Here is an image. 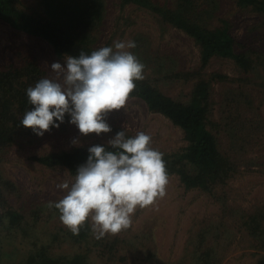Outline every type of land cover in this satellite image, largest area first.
Segmentation results:
<instances>
[{
	"label": "rangeland",
	"instance_id": "rangeland-1",
	"mask_svg": "<svg viewBox=\"0 0 264 264\" xmlns=\"http://www.w3.org/2000/svg\"><path fill=\"white\" fill-rule=\"evenodd\" d=\"M22 2L29 4L32 1ZM107 4L102 45L111 41L114 47V41H134L136 47L130 51L137 57L143 55V59H150L148 62L140 60L145 70L147 66L149 70L156 67L162 78V89L185 100L193 83L176 82L171 74L200 66V48L194 39L182 30L162 24L154 14L136 4L124 8L119 0H107ZM212 8L214 6H210ZM213 12L212 25H221L220 20L227 21L230 32L239 42L264 54L263 17L242 10L233 0H218ZM23 50L34 51L54 76L51 64L65 63L64 58L55 56L47 41L24 34L0 20V66ZM207 72L228 77L224 82L213 83L214 118L224 124L230 117L247 122L252 120L257 126L258 131L254 129L255 146L252 149L246 146V165L220 188L216 197L200 190H185L179 176H170L163 199L138 209L129 229L109 235L111 242L117 239L121 255L127 258L116 264H201L199 254L207 247L213 249L212 264H255L256 258L252 254L260 252L252 248L256 241L249 242L251 238L245 229L241 232L237 224H242L250 213L264 214V86H260L264 84V62L254 74L247 75L233 60L214 58ZM106 119L135 134L143 131L150 135L151 146L159 151H178L186 146L184 132L163 115L150 112L141 99L129 98L124 109L113 111ZM224 136L222 141L227 142ZM98 139L102 138L94 133L85 136L77 132L40 145L10 149L0 170L4 179L13 182L21 193L18 202L26 223L24 231L18 229L9 233L0 228V264H26L35 245H51L49 250L53 257L72 256L80 251L70 239L60 240V243L54 241L57 231L69 229L57 218L54 207H49L65 194L57 185L65 181L71 183L75 176L61 166H43L32 160V156L45 151L68 150ZM74 140L78 142L73 144ZM35 206L41 208L42 214L52 213V218L42 217L36 224L32 214ZM90 243L95 248V242ZM96 257V254L92 256L91 264H111Z\"/></svg>",
	"mask_w": 264,
	"mask_h": 264
},
{
	"label": "trees",
	"instance_id": "trees-1",
	"mask_svg": "<svg viewBox=\"0 0 264 264\" xmlns=\"http://www.w3.org/2000/svg\"><path fill=\"white\" fill-rule=\"evenodd\" d=\"M31 1L26 4L22 0H0V20L24 34L47 41L58 58L66 55L78 57L81 51L90 55L99 48L112 47L111 41L104 45L101 43L107 23V0ZM233 1L242 10L255 13L264 20V0ZM217 2L218 0H119L122 8L136 4L154 14L162 24L184 31L200 48L198 68L172 71L171 74L172 80L176 82L193 83L185 100L166 93L161 87L162 78L158 75L160 71L156 67L149 70V66L144 69L145 78L136 82L137 87L130 98L141 99L150 112L163 115L184 132L186 146L178 151H160L164 154L169 177L179 176L185 190H200L213 197L218 196L220 188L225 187L245 167L248 155L246 146L250 149L255 146L254 129L257 130V126L252 120L247 122L230 117L224 124L214 118L216 103L213 99V83L224 82L228 77L217 72L209 74L207 69L214 58H225L233 60L243 73L250 75L264 62V54H259L253 47L239 42L232 35L227 21L220 20L221 25H212ZM210 6L214 8L210 9ZM138 59L150 61L143 59V55ZM54 77L32 50L20 51L17 57L0 66V169L13 147L40 145L47 140L62 139L79 132L69 122L68 114L59 128L52 127L42 137L20 123L25 112L34 107L28 101L27 88L34 86L41 78ZM243 117L242 115L241 118ZM109 125L112 131L98 136L102 139L91 144L73 146L68 150L37 153L32 156V160L47 167L61 166L75 176L77 168L87 162L90 147H109L108 141L119 131L125 130L128 137L136 135L117 124ZM223 136L227 142L222 141ZM108 150L116 151L111 148ZM20 195L15 184L4 179L0 170V228L9 233L18 229L24 231L26 216L21 212L22 206H19ZM35 208L32 214L36 224L42 217L48 220L52 218V213L42 214L40 207L32 209ZM53 209L59 218L58 210ZM237 226L241 232L245 229L247 236L251 238L249 242L256 241L252 248L260 252L252 254L256 258L255 264H264V214L258 211L250 213ZM68 239L80 251L72 256L53 257L49 250L51 245H35L26 264H91L90 259L94 254L97 255L96 258L111 264L125 262L127 259L121 255L117 239L111 242L109 235L96 239L90 222L81 228L78 235L63 228L54 234V241L57 243ZM90 241L95 242V248ZM212 252V247L201 250L200 263L212 264Z\"/></svg>",
	"mask_w": 264,
	"mask_h": 264
},
{
	"label": "clouds",
	"instance_id": "clouds-1",
	"mask_svg": "<svg viewBox=\"0 0 264 264\" xmlns=\"http://www.w3.org/2000/svg\"><path fill=\"white\" fill-rule=\"evenodd\" d=\"M135 47L131 40L114 41V47L66 55L63 65L52 63L55 77L41 78L27 88L34 107L20 123L42 137L52 127L59 128L68 114L82 135L110 133L106 118L125 108L136 82L145 78V65L130 51ZM151 144L145 132L128 137L124 130L108 141L109 147H90L87 162L77 168L71 183L57 185L65 194L49 207L58 210L62 224L76 235L89 222L96 239L129 229L138 209L166 195L169 174L164 154Z\"/></svg>",
	"mask_w": 264,
	"mask_h": 264
}]
</instances>
